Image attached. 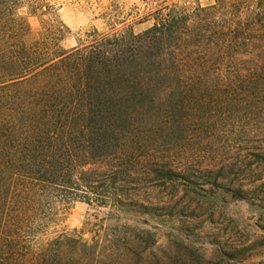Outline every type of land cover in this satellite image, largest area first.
Wrapping results in <instances>:
<instances>
[{"label":"trees","instance_id":"1","mask_svg":"<svg viewBox=\"0 0 264 264\" xmlns=\"http://www.w3.org/2000/svg\"><path fill=\"white\" fill-rule=\"evenodd\" d=\"M256 1H174L140 32L114 21L72 48L61 44L69 26L53 19L45 26L60 28L43 51L22 38L42 3L0 0V38L9 40L12 55L30 59L0 80V173H15L0 186V264H51L38 235L78 190L88 188L81 195L93 201L96 183L84 185L79 168L101 161L117 174L151 150L147 137L170 133L177 122L184 134L195 118L212 119L217 133L220 121L247 123L264 111V39H256L264 6ZM27 84L30 95L23 96L18 89ZM164 174L180 175L171 167ZM113 203L125 206L120 198ZM146 233L142 250L156 243Z\"/></svg>","mask_w":264,"mask_h":264},{"label":"rangeland","instance_id":"2","mask_svg":"<svg viewBox=\"0 0 264 264\" xmlns=\"http://www.w3.org/2000/svg\"><path fill=\"white\" fill-rule=\"evenodd\" d=\"M174 1L208 5L216 0H39L35 5L43 6L29 17L32 27L22 38L44 51L60 28L59 22L45 26L53 19L69 26L61 40L66 48L77 46L78 38L90 40L114 21L140 32L152 25L156 10ZM256 39H264L263 30ZM10 48L9 40L0 38V80L30 61L12 55ZM30 85L18 91L28 96ZM194 120L188 133L178 132L185 124L177 122L172 132L147 137L151 150L122 172L114 174L113 166L101 161L79 168L84 185L96 183L93 201L82 196L88 188L78 190L79 198L60 205L55 220L38 235V247L53 254L51 264H264V111L247 123L220 121L217 133L212 119ZM3 143L0 139V153ZM170 167L180 175L164 174ZM107 170L110 181L104 178ZM14 175L4 167L0 186ZM117 198L124 207L113 203ZM146 231L156 243L142 250ZM58 250L68 256L56 258Z\"/></svg>","mask_w":264,"mask_h":264}]
</instances>
